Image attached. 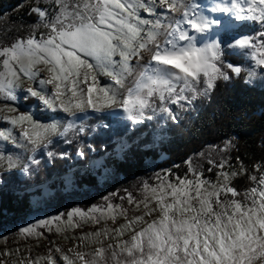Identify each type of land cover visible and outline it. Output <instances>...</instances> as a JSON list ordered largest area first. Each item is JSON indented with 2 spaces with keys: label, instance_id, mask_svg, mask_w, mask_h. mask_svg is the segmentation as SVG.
<instances>
[{
  "label": "snow or ice",
  "instance_id": "snow-or-ice-1",
  "mask_svg": "<svg viewBox=\"0 0 264 264\" xmlns=\"http://www.w3.org/2000/svg\"><path fill=\"white\" fill-rule=\"evenodd\" d=\"M50 3L55 7L33 8L48 30L45 35H30L0 47V94L6 99L16 101V91L26 79L36 85L27 87L26 93L53 111L59 109L75 116L88 109L101 112L121 108L135 123L152 120L157 111L176 120L169 104L191 106L213 91L219 80H229L227 70L241 73V67L225 64L226 49H252L257 63L264 68V31L260 32L258 45L248 36L226 42L220 35L233 28L232 19L205 14L197 0ZM158 9L166 10L159 14L163 20L142 15L158 16ZM210 11L231 14L235 21L264 25V0H231L212 6ZM167 13L174 15L169 17ZM144 53L149 60L137 69L132 61L143 60ZM100 77L113 83L101 85ZM129 77L131 85L126 84ZM4 112L12 115L0 119L19 127L26 143L18 144L13 129L0 130V140L33 154L47 148L53 136L73 128L68 122L61 133L57 123H41L30 112L7 105L0 108V113ZM78 154L84 156L83 149ZM53 155L48 152V156ZM18 160L0 151V168L13 169ZM30 163L39 161L33 156ZM187 163L192 178L177 176L173 182L169 173L158 178L156 186L145 183L144 199L136 205L139 208L143 204V215L129 218L125 209L112 204L106 209L94 207L89 213L80 209L69 213L68 227L80 226L74 222L75 216L103 224L77 237L80 244L67 252L56 247L31 264H60L61 260L63 264H264V165H255L259 175L250 176L253 186L240 192L232 181L247 172L243 167L223 171L226 161L221 162L216 165L221 169L217 180L211 181L191 161ZM28 170L26 163L24 171ZM133 202L129 196V203ZM146 216L153 218L146 220ZM119 217L124 223L108 226V221L115 224ZM36 227L22 228L21 234L39 237L42 234L36 233ZM126 235L128 239H124ZM81 245L87 250H80ZM53 252L60 253V257Z\"/></svg>",
  "mask_w": 264,
  "mask_h": 264
},
{
  "label": "trees",
  "instance_id": "trees-1",
  "mask_svg": "<svg viewBox=\"0 0 264 264\" xmlns=\"http://www.w3.org/2000/svg\"><path fill=\"white\" fill-rule=\"evenodd\" d=\"M37 5L55 7L41 0H0L2 47L47 33L33 11ZM261 31L264 25L259 22L243 21L223 36L249 34L256 39ZM250 53L226 49L225 64L241 67V73L227 70L231 78L219 80L213 91L191 106L169 104L176 120L160 111L138 124L95 114L52 139L38 153L39 164L30 163L27 172L14 168L0 172V231L11 242L19 225L39 211L64 217L73 208L109 203L132 212L134 204L144 199L145 183L156 186L158 178L169 173L173 182L177 176L192 178L188 161L211 181L217 180L221 169L216 165L221 162L226 161L223 171L243 167L247 172L234 178L233 185L240 192L253 186L250 176L259 175L255 165H264V68L253 63ZM155 106L159 109L158 100ZM123 140L126 147L118 152ZM81 149L84 156L78 154ZM67 179L73 183L70 191ZM44 187L54 196L44 202L45 208L36 207L32 198H43Z\"/></svg>",
  "mask_w": 264,
  "mask_h": 264
},
{
  "label": "rangeland",
  "instance_id": "rangeland-1",
  "mask_svg": "<svg viewBox=\"0 0 264 264\" xmlns=\"http://www.w3.org/2000/svg\"><path fill=\"white\" fill-rule=\"evenodd\" d=\"M44 3H50V0H41ZM35 8V7H34ZM166 10L158 9V16H149L146 13H142L145 18L148 19H164L162 15H159L160 13L165 12ZM169 17H171L172 13H167ZM221 16H224L226 18L232 19L233 28L238 27L243 21H235L234 18L231 17V14H221ZM250 22H253L251 20H247ZM167 22V21H164ZM258 22V21H257ZM37 38H39L41 35L37 34L35 35ZM240 36H248L249 38H252L249 34H236V33H229L228 37L223 36V32H221L220 38L222 40H225L226 42L231 41L233 37H240ZM254 42L258 45L261 38H253ZM15 43V42H14ZM0 47H2L0 45ZM8 47V46H6ZM250 50V57L253 60V63L256 66H260L255 57V54L252 49ZM116 59H119V57H116ZM149 60V56L147 53H144V59L143 60H136L134 59L132 61V64L134 67L139 69V67L145 65ZM261 67V66H260ZM43 76V73H42ZM100 83L101 85H108L112 84L113 82L107 78V77H100ZM132 83V77H129L126 81L127 85H131ZM32 86L35 87L36 85L31 82L27 81L25 79L23 85L17 89L16 95L17 100L11 101L9 99H6L2 94H0V108H4L6 105L17 108L20 112H30L33 114V118L38 120L41 123H57L60 126V132L63 133L64 127L68 124V122H72L73 126L78 125L82 120H84L87 117H90L95 114H110L115 117H121L124 120L127 119L126 113H124L123 109L121 108H113V109H105L101 112H96L92 109H88L87 112L80 113L77 112L75 116L70 115L68 113H64L62 110H51L46 108L42 102H39L36 98L31 97L29 94L26 93V88ZM51 86H49L50 88ZM26 97V98H25ZM21 103L22 105H19ZM2 115H12L11 113H0V116ZM130 121V120H128ZM135 123V122H134ZM138 124V123H135ZM4 129H13V136L16 137L18 144H25L26 141H24L23 137L21 136V130L19 127H14L10 123H8L5 120L0 119V130ZM61 134H57L52 137L54 139L55 137L60 136ZM30 147V146H29ZM117 151L120 152L121 150L125 149L126 142L125 140L122 141L120 145H118ZM123 147V148H122ZM45 148L39 149L34 154L31 153L28 149L23 147H18L16 145H13L10 141H3L0 140V151H3L6 155H11L14 159L19 158L18 160V166L14 169L24 170V164H30V158L34 156L36 159L38 156V153L41 152ZM90 165V164H88ZM87 165V166H88ZM98 167V165L96 166ZM8 168L5 166L3 168H0V172L7 170ZM66 190L70 191L72 182L71 179L66 180ZM43 198L40 196H33V202L36 207H42L45 208L44 202L50 199L54 196L53 191L51 189H48L47 187H44V190L42 192ZM139 203V202H138ZM107 204L103 205H94L90 208L83 210L80 208H73L68 211L66 216L59 215H52V214H44L42 211H39L38 213L30 215L25 223H21L19 225V232L16 237L13 238L11 242L7 240V234L3 231H0V264H17L18 261H28L29 264H31V261L37 260L39 257L47 255L49 253L50 249H54L56 247L61 248L65 252H67L68 249L74 248L75 245L80 244V241L76 239L77 237H80L84 235L85 233H91L93 231L98 230L103 222L101 224H94L92 221H83L80 219L79 216H75L74 222L79 223V227H68L67 226V218L68 214L74 212L76 209H80L83 212L89 213L94 207H100L102 209H106ZM137 203L134 204L132 208V212H130L125 207H122L126 210V214L129 218H134L138 215H143L145 209L143 207V204H140V207L137 208ZM156 215V213L153 214V217ZM153 217H145L146 220H151ZM55 218H59L58 220ZM53 221L51 224L45 226L41 225L40 221ZM124 223V218L119 217L115 224H113L111 221H108L109 227H118L120 224ZM33 225H36V233H40L39 237L37 235L27 236L24 234H21V229L25 227H31ZM61 227L62 231L58 232L56 229L57 227ZM66 229V230H63ZM130 235V234H129ZM124 239H128V235L124 237ZM80 250H87L84 248L83 245H81ZM53 254L59 258L60 253ZM71 255V253H69ZM60 264H63V261H60Z\"/></svg>",
  "mask_w": 264,
  "mask_h": 264
},
{
  "label": "bare ground",
  "instance_id": "bare-ground-1",
  "mask_svg": "<svg viewBox=\"0 0 264 264\" xmlns=\"http://www.w3.org/2000/svg\"><path fill=\"white\" fill-rule=\"evenodd\" d=\"M197 2L200 3L203 8H205L206 10L205 14L215 17V16H221V14L211 12L210 11L211 7L220 3H231V0H197Z\"/></svg>",
  "mask_w": 264,
  "mask_h": 264
}]
</instances>
